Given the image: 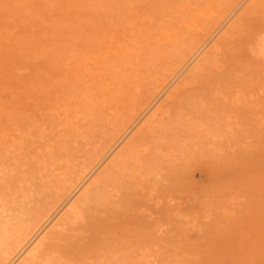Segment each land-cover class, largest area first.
I'll return each instance as SVG.
<instances>
[{"label":"rangeland","instance_id":"1","mask_svg":"<svg viewBox=\"0 0 264 264\" xmlns=\"http://www.w3.org/2000/svg\"><path fill=\"white\" fill-rule=\"evenodd\" d=\"M96 1L97 5L92 0H0V106L12 109L19 127H49L53 108L73 110L86 91L103 94L111 81L109 65L114 56L120 54L116 56L120 61L127 59L124 50L116 52L113 47L125 49L129 40L151 37L162 24L165 0H132L130 4L120 0L114 6L113 0ZM210 1L190 0L197 11L208 7ZM250 2L243 0L237 8L240 11L233 18L237 10L232 13L209 41L220 38L227 21L236 19ZM250 15L244 21L253 23ZM168 47L164 45L163 50ZM203 53L181 70V78ZM235 60L234 54L223 56L214 72L221 75ZM161 61L154 57L152 63L161 65ZM247 61H252L251 57ZM236 67L232 81L220 75L205 77L172 105H168V96L176 84L167 90L169 84L139 112L135 124L142 122L114 147L113 155L139 131L153 110L165 105L159 127L145 131L142 141L166 157L163 176L157 184L132 190L126 200L129 205L114 214L117 239L130 243L161 224L164 234L169 232L162 252L198 255L204 264L211 263L213 257L228 258L224 264H234L231 259L236 257L264 258V92L258 83L250 82L252 77L249 82V77L243 78V66ZM230 83L237 86L239 94L224 89ZM216 84L219 91H215ZM124 85L123 95L113 99V123L124 118L153 86L148 79ZM203 120L213 124L215 130L210 135L192 130V124ZM105 125L103 119L94 123L89 142L100 136ZM214 133L217 135L212 136ZM193 145L197 153L191 157L188 149ZM111 156L101 162L97 173ZM191 198L204 200L205 205L196 207L191 218L183 212L174 221L183 205L193 204ZM89 235L73 237L67 246L82 249L90 243ZM172 238H176L173 245ZM67 253L75 264L71 250Z\"/></svg>","mask_w":264,"mask_h":264},{"label":"bare ground","instance_id":"2","mask_svg":"<svg viewBox=\"0 0 264 264\" xmlns=\"http://www.w3.org/2000/svg\"><path fill=\"white\" fill-rule=\"evenodd\" d=\"M92 1L97 5L96 0ZM119 1L113 0V6ZM242 1L212 0L208 7L197 11L190 0H165L162 24L151 37L129 40L125 49L113 47L116 52L124 50L127 59L120 61L116 59L120 54L114 56L109 65L111 81L105 92L93 95L86 91L73 110L53 108L49 127L36 125L35 131L21 128L12 109L0 106V264H71L66 256L70 250L75 264H204L198 255L162 252L169 232L164 234L161 224L130 243L117 239L113 232V216L129 205L126 200L132 190L157 184L163 176L162 161L166 157L142 141L145 131L159 127L165 105L153 110L139 131L114 155L113 150L130 129L142 122L135 124L137 115L151 104L149 100L155 94L176 84L168 96V105H172L199 80L220 75L213 68L219 66L223 56L234 54L236 59L220 75L224 80L232 81L236 66L241 65L239 70H246L243 78L249 77V82L252 77L250 82L258 83L264 92V0H251L232 20ZM183 10L185 13H179ZM247 10L253 23L244 21ZM232 13L220 38L209 41ZM164 45L169 46L167 50H163ZM202 53L203 58L181 78V70ZM154 57L162 60L161 65L152 63ZM247 57L252 61H247ZM147 79L153 84L148 93L124 118L113 123V99L123 95L125 82ZM218 85L214 86L215 91H219ZM224 89L240 92L232 83L224 85ZM99 119L105 121V129L89 142L92 126ZM192 130L210 135L215 129L210 121L203 120L192 124ZM142 145L145 148L141 150ZM196 151V145L188 149L191 157ZM107 156L111 158L97 173ZM191 202L174 214V221L183 212V216L191 218L196 207L205 205L201 199L191 198ZM84 233L90 234V243L82 249L67 246L68 240ZM175 240L172 238L170 244ZM212 259L207 264H224L228 260ZM231 260L234 264H260L264 258Z\"/></svg>","mask_w":264,"mask_h":264}]
</instances>
